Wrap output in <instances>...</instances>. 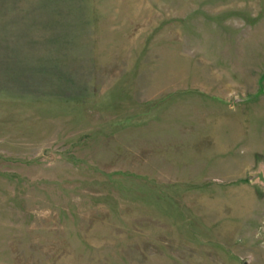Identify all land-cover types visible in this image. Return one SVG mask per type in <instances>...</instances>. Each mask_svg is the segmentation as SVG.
<instances>
[{"label":"rangeland","instance_id":"1","mask_svg":"<svg viewBox=\"0 0 264 264\" xmlns=\"http://www.w3.org/2000/svg\"><path fill=\"white\" fill-rule=\"evenodd\" d=\"M0 264H264V0H0Z\"/></svg>","mask_w":264,"mask_h":264}]
</instances>
